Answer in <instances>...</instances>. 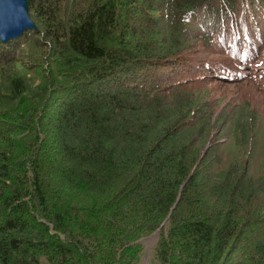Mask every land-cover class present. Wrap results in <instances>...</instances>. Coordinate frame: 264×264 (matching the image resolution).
<instances>
[{"label":"trees","instance_id":"trees-1","mask_svg":"<svg viewBox=\"0 0 264 264\" xmlns=\"http://www.w3.org/2000/svg\"><path fill=\"white\" fill-rule=\"evenodd\" d=\"M27 14L36 30L0 43V264H140L153 234L150 264H264V117L215 114L195 80L214 39L264 52V0Z\"/></svg>","mask_w":264,"mask_h":264},{"label":"rangeland","instance_id":"rangeland-1","mask_svg":"<svg viewBox=\"0 0 264 264\" xmlns=\"http://www.w3.org/2000/svg\"><path fill=\"white\" fill-rule=\"evenodd\" d=\"M199 51L205 52L204 55L207 58L208 65L212 66V68L208 71L197 73L195 80L203 78L202 81L205 85L202 87H205L209 92L207 98L212 102L220 101L218 104L215 103V114L222 106L232 107L238 103L247 104L251 111H254L255 114H262L264 117V76L262 78H255L256 75H252V63L257 55L255 53L250 54L251 51L247 48L231 52L218 39L212 40L211 44L200 48ZM181 52L179 51L178 54ZM244 58H248L249 61L243 64ZM220 65H225L229 69L228 81L220 80L214 74L220 68ZM258 131L264 135V131L262 132L260 129ZM259 144L253 152L254 156L257 155L261 144H264L263 139ZM262 159V154L258 158L254 157L252 159L250 176H253L254 173H258L261 168H264ZM155 236L153 234L140 240L143 247V259L140 261V264H150L152 260V250L150 252V249L155 241ZM153 263L157 264L154 260Z\"/></svg>","mask_w":264,"mask_h":264},{"label":"water","instance_id":"water-1","mask_svg":"<svg viewBox=\"0 0 264 264\" xmlns=\"http://www.w3.org/2000/svg\"><path fill=\"white\" fill-rule=\"evenodd\" d=\"M27 8L28 0H0V43L17 39L24 31L36 30Z\"/></svg>","mask_w":264,"mask_h":264}]
</instances>
